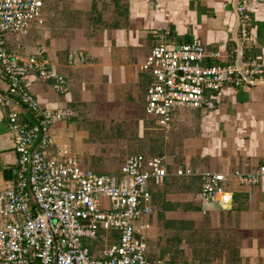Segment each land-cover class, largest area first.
Instances as JSON below:
<instances>
[{"label": "crops", "instance_id": "1", "mask_svg": "<svg viewBox=\"0 0 264 264\" xmlns=\"http://www.w3.org/2000/svg\"><path fill=\"white\" fill-rule=\"evenodd\" d=\"M236 3L53 0L44 4L42 27L22 36L4 35L9 51L41 53L51 73L66 80L68 91L60 95L50 77L41 80L29 73L24 78L43 108L73 113L51 126L54 146L47 148V155L68 148L82 169L107 176L118 175L132 155L166 158L163 183L148 184L153 211L138 223L149 225L145 243L150 261L264 264V178L245 188L233 184V202L226 208L199 199L203 173H248L264 166V79L239 87L226 84L220 93L206 95L213 110L174 109L166 133L145 113L152 76L141 67L160 44L177 48L198 42L209 66L239 60L264 66V0H249V41L242 45ZM7 88L0 70V93L7 94ZM17 105L16 100L11 108L0 105V191L16 181L18 156L8 114L15 109L22 123L32 124ZM178 170L185 173L178 176ZM2 222L0 217V228ZM94 249L92 256H98Z\"/></svg>", "mask_w": 264, "mask_h": 264}, {"label": "built area", "instance_id": "2", "mask_svg": "<svg viewBox=\"0 0 264 264\" xmlns=\"http://www.w3.org/2000/svg\"><path fill=\"white\" fill-rule=\"evenodd\" d=\"M52 1L0 0V70L8 87L7 94L0 93V105L11 108L16 100L34 119L28 126L15 109L8 114L18 160L15 185L0 191V264H171L147 258L149 225L138 224L153 211L148 184L161 185L167 176L164 156H129L118 175L107 176L82 169L68 148L46 153L54 146L51 126L70 119L73 113L67 108H43L28 91L24 78L29 73L41 80L50 77L52 89L60 95L68 91L66 80L51 73L50 62L41 53L22 56L9 51L4 35L22 36L42 27L44 4ZM248 6L249 0H237L240 45L249 41ZM78 57L83 60L81 53ZM207 57L195 41L178 49L160 44L147 56L141 69L151 74L152 83L146 93L145 113L155 119L161 132L170 130L174 109L213 110L206 95L220 93L226 84L239 87L264 79L260 63L240 60L209 66ZM74 59L73 54L68 55L70 64ZM184 173L178 170L176 174ZM263 178L264 166L248 173L206 172L201 175L199 199L205 205L226 208L233 202V184L245 188ZM92 248L98 256H92Z\"/></svg>", "mask_w": 264, "mask_h": 264}, {"label": "water", "instance_id": "3", "mask_svg": "<svg viewBox=\"0 0 264 264\" xmlns=\"http://www.w3.org/2000/svg\"><path fill=\"white\" fill-rule=\"evenodd\" d=\"M177 49H178V47H177ZM239 62H240V60H239ZM23 112H25V114H27L28 115V117L32 120V117L29 115V113L22 107V106H20V105H17ZM34 120V119H33ZM32 120V121H33ZM34 122V121H33ZM40 136H41V133H40ZM32 149H34V148H32ZM32 152V150L30 151V153ZM28 195H29V198H30V201H31V203H33L34 204V199H33V196H32V193H31V191H30V189L28 188Z\"/></svg>", "mask_w": 264, "mask_h": 264}, {"label": "rangeland", "instance_id": "4", "mask_svg": "<svg viewBox=\"0 0 264 264\" xmlns=\"http://www.w3.org/2000/svg\"><path fill=\"white\" fill-rule=\"evenodd\" d=\"M97 244H99V242Z\"/></svg>", "mask_w": 264, "mask_h": 264}]
</instances>
